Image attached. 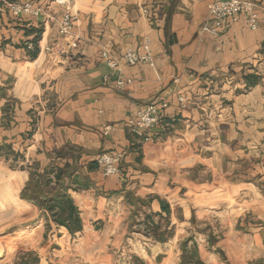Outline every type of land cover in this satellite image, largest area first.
<instances>
[{
    "label": "crops",
    "instance_id": "obj_1",
    "mask_svg": "<svg viewBox=\"0 0 264 264\" xmlns=\"http://www.w3.org/2000/svg\"><path fill=\"white\" fill-rule=\"evenodd\" d=\"M3 1L0 147L20 156L0 151V188L17 191L37 223L64 238L93 231L101 242H117L133 228L147 246L140 253L146 264H182L189 244L204 264H224L214 252L220 242L190 236L187 224L198 214L209 219L215 207L208 202L237 192L240 208L223 211L224 221L231 219L226 263L264 264V0H255L259 30L240 16L219 36L203 32L217 0H7L43 8L38 17L21 18ZM66 12L75 22L63 37ZM146 41L155 67L123 66L120 74L132 83L119 89L103 54L120 58ZM181 95L191 101L186 109ZM160 101L169 104L163 127L149 141L134 135L129 121ZM105 152L124 154L119 175L103 174L97 160ZM56 167L67 173L60 187L51 173L48 186L45 173ZM57 192L79 211L83 228L74 235L48 223L39 203ZM149 224L155 236L145 235Z\"/></svg>",
    "mask_w": 264,
    "mask_h": 264
},
{
    "label": "rangeland",
    "instance_id": "obj_2",
    "mask_svg": "<svg viewBox=\"0 0 264 264\" xmlns=\"http://www.w3.org/2000/svg\"><path fill=\"white\" fill-rule=\"evenodd\" d=\"M32 180L34 185L35 177ZM32 190L23 195L31 196ZM16 192L0 188V264H146L140 253L147 246L145 241L137 237L133 228L130 227V232L117 242H101V235L93 231L84 238L81 234L64 238L57 231L50 233L46 224H38L35 209L28 202L18 201ZM236 193L228 199L219 196L214 202H208L215 207L209 219L198 214L187 224L190 236L199 233L207 236L209 246L220 242V248L214 252L224 264H227L224 232L225 226L231 224V219L228 220L230 223L225 222L223 211L225 205L232 208L238 206ZM234 214H237L236 211ZM232 221L236 224L234 217ZM193 250V244H189L187 256ZM160 261L161 256L158 257Z\"/></svg>",
    "mask_w": 264,
    "mask_h": 264
},
{
    "label": "built area",
    "instance_id": "obj_3",
    "mask_svg": "<svg viewBox=\"0 0 264 264\" xmlns=\"http://www.w3.org/2000/svg\"><path fill=\"white\" fill-rule=\"evenodd\" d=\"M56 3L68 4L74 0H54ZM7 10L14 18L25 16L38 17L41 15L43 8L36 6L31 2H10L3 1ZM209 17L212 23L204 26L203 32L212 36H219L223 25L227 21H236L240 16H245L247 25L250 30L257 31L260 28V17L256 9L255 0H217L209 5ZM147 12V9H144ZM75 22V16L70 12H66L60 23L59 32L63 37H67ZM32 48V46H29ZM264 57V54H263ZM103 60L111 72L117 73V86L124 89L132 83V80L124 78L120 72L123 66H148L155 67L154 56L149 48L148 41L141 49L129 48L123 52L120 58L103 54ZM181 108L186 109L190 106L191 101L184 95L178 97ZM169 104L166 101L150 104L140 108L133 119L128 123L130 131L149 141L152 133L157 128H162L165 119V110ZM111 127L107 126L106 131ZM124 154L121 152H105L101 154L97 160L106 177L119 175L121 173V165L124 160Z\"/></svg>",
    "mask_w": 264,
    "mask_h": 264
},
{
    "label": "trees",
    "instance_id": "obj_4",
    "mask_svg": "<svg viewBox=\"0 0 264 264\" xmlns=\"http://www.w3.org/2000/svg\"><path fill=\"white\" fill-rule=\"evenodd\" d=\"M38 55V49L36 48L33 52L29 54V57L31 59H35ZM254 78V77H253ZM7 110V111H6ZM11 110L10 105H8L5 108V111L8 113ZM4 150L7 151L6 155H12L15 158H18L20 155L15 153L13 148L11 146H4L0 147V151ZM67 168H54V170L51 171H46V184L49 186L50 183H52L53 178L51 177V173H54V179L55 183L60 187L61 183L64 179V176L67 173ZM31 178H34L31 176ZM32 180V179H31ZM129 196H127L128 198ZM38 199V198H37ZM161 208L164 211V213L167 214V217L171 214L170 206L161 201ZM39 203L41 204L42 208H45L47 213H49L48 216H46V220L48 223L50 221L54 222L55 224L59 226H63L69 230L71 235L76 234L77 232H80L82 230V220L79 214V211L77 207L75 206L73 200L66 194L64 193H56L53 198H48L46 201L40 200ZM149 219H152V217H149ZM149 221V222H152ZM155 230L156 227L154 225L153 229H151V225L149 224V228L145 230V235H153L155 236ZM186 253L188 252L187 249L185 248L184 250ZM191 255L185 259V261L182 264H204L199 260L197 257V252L196 250H193ZM196 258V259H195Z\"/></svg>",
    "mask_w": 264,
    "mask_h": 264
},
{
    "label": "water",
    "instance_id": "obj_5",
    "mask_svg": "<svg viewBox=\"0 0 264 264\" xmlns=\"http://www.w3.org/2000/svg\"><path fill=\"white\" fill-rule=\"evenodd\" d=\"M31 203H35L34 201H30Z\"/></svg>",
    "mask_w": 264,
    "mask_h": 264
}]
</instances>
